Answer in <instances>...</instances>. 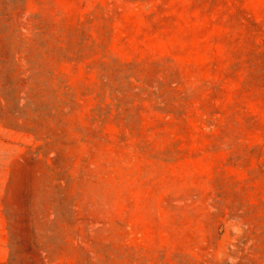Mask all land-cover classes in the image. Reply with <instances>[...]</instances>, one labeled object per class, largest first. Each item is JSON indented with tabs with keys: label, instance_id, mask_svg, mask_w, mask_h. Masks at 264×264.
Here are the masks:
<instances>
[{
	"label": "rangeland",
	"instance_id": "374dc122",
	"mask_svg": "<svg viewBox=\"0 0 264 264\" xmlns=\"http://www.w3.org/2000/svg\"><path fill=\"white\" fill-rule=\"evenodd\" d=\"M0 264H264V0H0Z\"/></svg>",
	"mask_w": 264,
	"mask_h": 264
}]
</instances>
